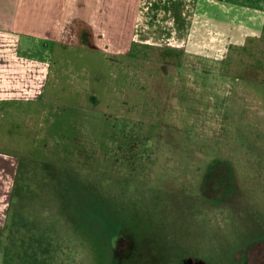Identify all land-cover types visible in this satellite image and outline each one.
I'll use <instances>...</instances> for the list:
<instances>
[{"label":"rangeland","instance_id":"obj_1","mask_svg":"<svg viewBox=\"0 0 264 264\" xmlns=\"http://www.w3.org/2000/svg\"><path fill=\"white\" fill-rule=\"evenodd\" d=\"M107 39L48 42L0 111V264H264V30L213 60Z\"/></svg>","mask_w":264,"mask_h":264},{"label":"crops","instance_id":"obj_2","mask_svg":"<svg viewBox=\"0 0 264 264\" xmlns=\"http://www.w3.org/2000/svg\"><path fill=\"white\" fill-rule=\"evenodd\" d=\"M263 30L264 0H0V111L44 93L54 70L41 52L51 41L101 35L118 53L142 44L215 59Z\"/></svg>","mask_w":264,"mask_h":264},{"label":"trees","instance_id":"obj_3","mask_svg":"<svg viewBox=\"0 0 264 264\" xmlns=\"http://www.w3.org/2000/svg\"><path fill=\"white\" fill-rule=\"evenodd\" d=\"M30 257L31 259H29V263L28 264H37V259H38V252H35L33 254H30V255H26V257ZM45 264V263H43Z\"/></svg>","mask_w":264,"mask_h":264},{"label":"flooded vegetation","instance_id":"obj_4","mask_svg":"<svg viewBox=\"0 0 264 264\" xmlns=\"http://www.w3.org/2000/svg\"><path fill=\"white\" fill-rule=\"evenodd\" d=\"M261 107H263L264 108V98H263V102H260L259 103V106H258V108H257V110H258V112H259V114H262V116H263V113L261 112ZM255 115H256V113H255ZM231 178V177H230ZM229 178V179H230ZM182 264V263H181Z\"/></svg>","mask_w":264,"mask_h":264}]
</instances>
